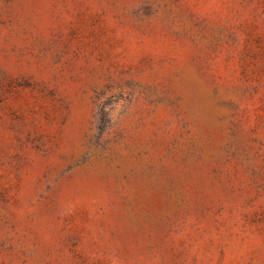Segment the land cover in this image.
<instances>
[{
	"label": "rangeland",
	"instance_id": "1",
	"mask_svg": "<svg viewBox=\"0 0 264 264\" xmlns=\"http://www.w3.org/2000/svg\"><path fill=\"white\" fill-rule=\"evenodd\" d=\"M0 264H264V0H0Z\"/></svg>",
	"mask_w": 264,
	"mask_h": 264
}]
</instances>
